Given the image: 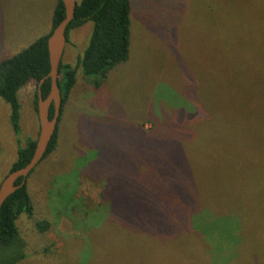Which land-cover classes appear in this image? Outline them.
I'll use <instances>...</instances> for the list:
<instances>
[{"label": "rangeland", "instance_id": "obj_1", "mask_svg": "<svg viewBox=\"0 0 264 264\" xmlns=\"http://www.w3.org/2000/svg\"><path fill=\"white\" fill-rule=\"evenodd\" d=\"M55 1L0 0V62L49 32ZM130 26L129 58L100 88L77 74L58 126L60 150L26 180L33 214L17 220L22 245L6 253L20 257L12 264H209L194 250L199 239L167 234L159 201L139 200L152 168L192 174L203 206H242L247 219L264 209V0H131ZM91 28L68 32L62 63L76 64ZM37 89L31 80L18 91L17 133L0 98V184L18 149L37 137ZM183 106L203 129L195 141L129 139L130 124L182 131L175 117ZM99 154L113 158L122 191L113 202L103 203V180L87 172ZM249 233L258 245L257 224Z\"/></svg>", "mask_w": 264, "mask_h": 264}, {"label": "trees", "instance_id": "obj_2", "mask_svg": "<svg viewBox=\"0 0 264 264\" xmlns=\"http://www.w3.org/2000/svg\"><path fill=\"white\" fill-rule=\"evenodd\" d=\"M64 16L63 3L61 0H56L52 10L49 32L37 38L17 54L0 62V98L9 105L10 122L16 133L19 131L20 103L18 91L31 80L38 84L49 72L47 38ZM130 17L131 0H79L76 2L74 17L68 24L66 36L71 29L81 27L87 22L92 23L91 33L82 55H78L74 66L69 63H60L58 73V85L61 94L60 113L55 133L40 163L49 155L60 150L58 131L60 129L58 126L62 120L67 97L77 82L78 72L80 71L82 76L86 78H94L93 87L98 89L111 69L128 60L131 35ZM49 89L50 80L46 79L40 85L43 98L47 96ZM37 99L38 91L34 97L35 110ZM186 107L179 108L175 117L180 121L182 131L172 127H164V124L155 121L148 131L143 129L142 124H130L128 125L131 130L129 139L136 140L135 145L141 144V146L145 141L164 140L163 137H166L168 141L175 140L174 143L178 145L195 141L203 129L196 130L190 121L193 116L191 110L194 108L187 110ZM53 114L54 108L51 106L49 117L51 118ZM104 123L103 125L110 126V123ZM111 126H118V124ZM123 126L127 125L123 124ZM172 132L177 134L172 135ZM125 137H127L126 134ZM106 138L109 140L112 137L107 135ZM35 143V139H28L25 145L18 149L9 172L25 166L30 161L34 153ZM186 146L187 144L183 146V151H185ZM88 161L87 166L90 165L87 167V172L90 171L89 173L95 178L104 182L103 203L113 202L116 200L115 194H118L119 191L114 180L116 169L113 166V158L99 154L97 158ZM103 162L106 164L103 165ZM35 169L36 167L28 177ZM164 173L161 175L158 168L149 170L144 176L145 178L141 179L146 190L144 187V195L141 194L138 198L140 201L151 199L161 203L163 213L160 218H166L168 235H175L178 232L189 233L199 239L204 248L195 246L194 250L198 249L201 255H205L209 264H242L240 255H244L242 257L244 264H264V209L258 211L254 219H247L242 216V206L229 207L230 209L225 211H217L218 209L208 205V207L203 206L200 203V189L196 187L197 184L192 174H180L168 165L167 172ZM163 175H166L168 182ZM26 182L9 195L0 208V264H12L20 258L18 257L13 261V258L6 259L5 257L7 256L6 253L12 249L19 250L22 245L18 238L17 220L19 216L21 214L29 216L33 214L32 200L27 191ZM20 183L21 178L15 184L19 185ZM178 185L180 187H175ZM262 200H264V194ZM156 212V215L159 216L160 212ZM255 224H257L259 235L262 238V242L259 240L258 245L253 244L255 235L249 233ZM48 229V222L43 223V226L40 224L37 228L39 232ZM246 236L252 239L251 243L246 239ZM259 245L260 247H258Z\"/></svg>", "mask_w": 264, "mask_h": 264}, {"label": "water", "instance_id": "obj_3", "mask_svg": "<svg viewBox=\"0 0 264 264\" xmlns=\"http://www.w3.org/2000/svg\"><path fill=\"white\" fill-rule=\"evenodd\" d=\"M64 6V18L53 28L47 38V49L49 59V72L38 83V99L36 113L38 118V134L36 137L35 149L30 161L23 167L9 172L0 184V208L3 202L16 189L21 187L31 171L43 159L48 145L55 133L58 116L60 113L61 94L58 85L59 66L62 61L64 47L67 41V27L74 17L76 0H61ZM46 79L50 80V89L46 97L43 98L40 85ZM53 106L54 114L49 117V109ZM21 178V183L16 185V181Z\"/></svg>", "mask_w": 264, "mask_h": 264}]
</instances>
